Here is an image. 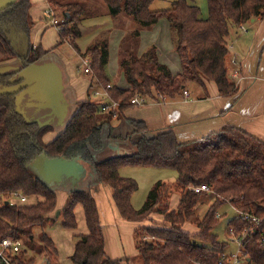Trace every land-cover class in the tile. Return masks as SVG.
Here are the masks:
<instances>
[{"label": "trees", "instance_id": "trees-1", "mask_svg": "<svg viewBox=\"0 0 264 264\" xmlns=\"http://www.w3.org/2000/svg\"><path fill=\"white\" fill-rule=\"evenodd\" d=\"M152 1L47 0L61 27L60 41L70 37L75 49L74 41L82 36L80 26L101 17V10L105 9L113 22L120 16L132 22L118 51V68L129 88L110 85L106 72L109 36L101 33L85 48L84 58L91 60L92 94L105 92L108 103H95L90 94L77 104L76 113L51 142H43L50 126L28 121L18 111L16 99L21 90L0 93V193H21L28 201L34 198V203L24 206H0V240H23L34 251L33 233H39L42 247L38 254L47 257L46 264H56L53 257L58 259V250L46 229L60 225L75 230L74 210L80 205L87 231L74 236L71 263L128 264V258L107 256L93 195L73 191L58 211L55 193L32 167L40 156L50 161L80 159L92 167L97 183L109 190L119 217L136 225L134 233L140 235L136 258L140 264H218L228 247L217 231L228 204L259 219V225L253 226L230 217L226 225L234 228L235 235L246 234L243 264H264V142L228 126L201 141L180 143L172 131L149 135L142 121L125 119L122 114L133 107L130 100L137 94L162 103L183 95L187 85L203 88L204 82L213 83L221 97H234L238 88L237 82L228 77L227 39L230 31H238L251 20L264 19V0H206L205 18H201L195 0H176L169 8L158 11L150 10ZM32 6L29 0H19L0 9V64L17 58L24 70L46 54L41 46L30 42ZM161 19L168 23L173 51L180 61L181 71L176 75L158 62L156 47L139 53L141 31L153 28ZM15 76L16 73L0 74V88L17 85ZM112 103L117 107L113 109ZM112 143L126 145L127 152L96 161V154ZM126 167L170 169L176 179L172 184L156 182L143 205L134 209L131 197L138 186L121 174ZM201 185L209 189L213 198L200 216L202 200L209 195L194 194L189 189ZM172 194L179 197L175 209L169 208ZM219 212L222 215L217 218ZM152 215L162 220L153 221ZM188 226H193L194 231L189 232ZM11 261L33 264L35 259L21 251Z\"/></svg>", "mask_w": 264, "mask_h": 264}, {"label": "crops", "instance_id": "crops-1", "mask_svg": "<svg viewBox=\"0 0 264 264\" xmlns=\"http://www.w3.org/2000/svg\"><path fill=\"white\" fill-rule=\"evenodd\" d=\"M16 1L19 0H0V9ZM29 1L33 4L30 17L34 22L30 31V42L35 47L41 46L46 54L24 70L21 69V62L17 58L1 63L0 74L16 73L14 81L19 82L10 88H0V93L21 90L16 99V107L26 120L51 127L43 137V142L47 144L64 130L76 113L78 103L85 101L90 94L103 102L107 97L98 92L99 90L98 95L96 92L92 94L91 73L85 74L81 66L85 50H80L78 46L75 49L69 40L60 41L57 27L48 23L49 19L44 16V12L49 8L47 0ZM41 20H46V23ZM48 27L55 28L58 31L57 36L54 35L53 38L46 34ZM243 29L230 31L227 39L228 77L237 82L238 88L234 97H221L213 83L204 82L203 88L199 85H187V98L181 95L162 103L150 102L142 107H130L123 111V117L142 121L148 128L149 135L170 130L180 143L201 141L228 126L241 129L264 142V19L251 20ZM96 35L94 34L93 38ZM142 35L141 31L140 36ZM123 36L124 32L117 29L110 32L106 72L116 87L127 89L129 85L118 68V45ZM69 47L73 48L72 53ZM111 49L115 50L113 62ZM161 50L166 52L161 47L156 49L158 62L166 65L172 74L180 73V61L173 51L172 42V54L169 51L162 54ZM142 51L144 50L139 47V53ZM127 150L126 145L121 146V151L126 153ZM102 152L96 154L98 161L110 158L107 157L109 152ZM116 155L118 154H114ZM32 167L55 193L58 211L64 207L69 193L85 191L95 198L102 230L103 211L112 221L113 228L118 229L117 226L124 222L116 212L109 190L97 183L92 167L80 159L50 161L40 156L33 162ZM227 210L229 209L226 208L224 212ZM74 212L78 219L83 217L80 205ZM126 226L124 225V228H127ZM86 231L75 235L85 234ZM103 234L105 238L104 230ZM48 236L54 242V237L51 234ZM58 247L59 244L56 248ZM108 251L105 241V252L110 255ZM110 257L116 259L111 255Z\"/></svg>", "mask_w": 264, "mask_h": 264}, {"label": "rangeland", "instance_id": "rangeland-1", "mask_svg": "<svg viewBox=\"0 0 264 264\" xmlns=\"http://www.w3.org/2000/svg\"><path fill=\"white\" fill-rule=\"evenodd\" d=\"M174 1L176 0H153L150 6V10L151 11L165 10L169 8ZM194 4L200 9L201 18L207 17V14H208L207 1L206 0H195ZM92 6H95V5H90L89 7H92ZM101 11H102L101 17H93L92 19L84 21L83 24L80 26L79 29H80L82 36L76 41H74L80 50L82 51L85 50L88 43L89 42L91 43L94 34L99 35L103 33L104 36H107V35L109 36L111 30L117 29V31L119 32H124V36H125L128 30L132 28V22L129 19H127L125 16H120L119 18L114 20L115 22H113V19H111L108 15H106L105 9ZM43 23H46V20H44ZM56 29L59 31L58 28ZM57 30H55V28L53 27H48L46 34H49L54 38V35L57 36V32H58ZM243 30L244 29H242V31ZM142 34L143 35L140 36L139 38V47L142 50H145L151 46H154L156 47V49L161 47L162 49L166 51V52H163V50H161L162 54H167L168 51L170 54H172V51L170 50L171 33L168 27V23L165 19H161L158 22V24L155 25L153 28L143 30ZM66 40L70 41V37L69 38L67 37ZM67 45L68 44H66V46ZM168 45H170L169 50L167 49ZM69 49H70L69 51H71L72 53L73 48L69 47ZM114 51H115L114 49H111V61L112 62L115 61ZM118 51H119V45H118ZM88 59L90 60V58ZM110 85L116 86L115 82L113 83L112 81H110ZM92 99H93V102L95 103L96 102L97 103L99 102L100 104L108 103L107 100L103 102L98 97H92ZM114 122L116 121L114 120L113 123ZM121 146H125V145L120 144V143H112L111 145L107 144L102 150L103 151L102 153L109 152L107 157L114 156V154H118V155L122 154L124 153V151H121ZM112 151L116 153H112ZM96 161L98 160L96 159ZM120 172L123 176L131 178L137 183L138 189L135 193H133L131 197V205L134 209H139L143 205V203L146 200L148 192L151 190L152 186L156 182L161 181L164 183L172 184L176 179L175 172L170 169L126 167L122 169ZM178 198L179 197L177 194L171 195V198L169 201L170 209H175L177 207ZM211 198L213 197L209 195L208 197L206 196L202 200L203 204L199 208L200 216L205 211V208L210 204L209 202H211ZM32 203H34V198H29L28 204H32ZM231 206L233 205L228 204L225 207V209L228 208L229 210L226 211L227 212L226 216L220 220L219 227L217 230L220 235V239L225 240L228 243L227 250L234 249L232 243H230L227 240L228 237L224 235V227L227 223V219L233 216V211L231 210ZM102 216H103L102 218L103 230L105 232V241L107 243V250H109L108 251L109 254L113 258H116V259L128 258L129 259L128 264H140L139 260L136 258V255H137L136 254V242L139 240L140 235H136L133 229L134 227H136V225L135 224L128 225L124 221L120 223V226H117L118 229H115L113 228V225L111 224L112 221L109 219V216L104 215V211L102 212ZM151 219L153 221L162 220L161 216H158V215H152ZM76 221H77V228L75 229L76 231L64 229L60 225H56L51 229L49 228L46 229L47 234L48 235L51 234L54 237L55 239L54 243L56 247L59 244V247L57 249L58 254H59L58 259L57 257H53L55 258L56 264H72L71 261L69 260V257L72 254L73 248H74V241H75L74 235L75 233H80L86 230L83 217H81V219H78V217H76ZM124 225H127L126 226L127 228H124ZM187 229L189 232L194 231L193 226H188ZM33 234L34 236H33L32 245L35 248V250L33 251L32 248H30V245L28 243H25L22 240L23 245H22L21 251H26V254L28 257H33L35 259L33 264H46L47 257L43 254H38L37 252V250H39V248L42 247L40 246V243L38 242L39 233L35 232ZM110 255L107 254L108 257H110Z\"/></svg>", "mask_w": 264, "mask_h": 264}, {"label": "built area", "instance_id": "built-area-1", "mask_svg": "<svg viewBox=\"0 0 264 264\" xmlns=\"http://www.w3.org/2000/svg\"><path fill=\"white\" fill-rule=\"evenodd\" d=\"M44 16L49 19L48 23L50 25L55 26L58 29L61 28L59 26V21L54 17V13L51 11L50 8H48L44 12ZM240 29L242 30L243 27H241ZM81 66L85 74L91 73V61L88 58L82 59ZM106 88L109 89L110 86L108 85ZM95 94L98 95L99 93L96 92ZM102 94L106 95L105 92H103ZM183 96L187 98L189 95L185 91L183 92ZM150 102L151 101L148 100L146 97H142L139 94H137L130 100V105H132L133 107H142ZM116 107L117 104L112 103V108L114 109ZM189 190L192 191L194 194H199V193H206L208 195L211 194L209 189L204 185L196 186L193 188L191 187ZM5 203L8 204L9 206H24L28 203V198L21 193H10L7 195H3L0 193V206ZM231 210L233 211V216H232L233 219H237V220L239 219L240 221L243 222L244 221L251 222L253 226H258L260 223L259 219H257L256 217L243 213L242 211L238 210L233 206H231ZM221 215H222L221 213H217L216 217L220 218ZM224 235L228 237L227 240L230 243H232L234 249L225 250L220 257L218 264H243L242 261V255L244 254L243 242L246 237V234L243 233L239 236L235 235L234 228L232 226L225 225ZM22 245H23L22 241L13 239L11 237H5L1 239L0 264H13L11 259L14 258L15 255L21 252Z\"/></svg>", "mask_w": 264, "mask_h": 264}, {"label": "water", "instance_id": "water-1", "mask_svg": "<svg viewBox=\"0 0 264 264\" xmlns=\"http://www.w3.org/2000/svg\"><path fill=\"white\" fill-rule=\"evenodd\" d=\"M6 204V203H5ZM57 216L59 215V212H57V214H56Z\"/></svg>", "mask_w": 264, "mask_h": 264}]
</instances>
